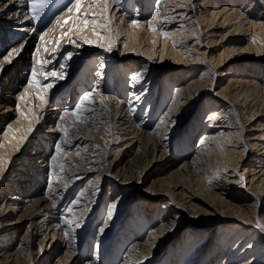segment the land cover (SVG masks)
Listing matches in <instances>:
<instances>
[{
    "label": "bare ground",
    "instance_id": "bare-ground-1",
    "mask_svg": "<svg viewBox=\"0 0 264 264\" xmlns=\"http://www.w3.org/2000/svg\"><path fill=\"white\" fill-rule=\"evenodd\" d=\"M195 1L82 0L77 10L74 0L46 27L51 3L34 20L29 0H0V75L5 65L22 68L14 102L10 92L0 101V264H264V74H256L264 72V0ZM145 3L155 7L149 19ZM132 4L137 12L128 15ZM122 45L121 57H138L139 67L109 60ZM92 53L99 66L90 85L53 104L60 81ZM161 63L180 69L179 79L162 82L153 74ZM208 95L197 135H182L178 128ZM110 144L123 146L112 150L125 152L115 172L129 190L98 215ZM171 152L185 155L180 165L169 164ZM166 162L144 189L162 208L141 199L140 220L122 225L110 249L136 189ZM115 186L112 179L111 193ZM97 215L102 222L87 233ZM186 230L188 242L165 256Z\"/></svg>",
    "mask_w": 264,
    "mask_h": 264
},
{
    "label": "rangeland",
    "instance_id": "rangeland-1",
    "mask_svg": "<svg viewBox=\"0 0 264 264\" xmlns=\"http://www.w3.org/2000/svg\"><path fill=\"white\" fill-rule=\"evenodd\" d=\"M154 1H156V0H153V2ZM73 2H74V0H54L51 3V5L49 6V10L47 11V12L50 13V16L48 17L46 27L49 26L54 21V18L58 14H60L65 9H67ZM195 2H201V3L204 2L203 4H206L205 0H196ZM256 3H257V1H256ZM57 4H58V7H57V9H55V6ZM133 4H134V1H133ZM133 4L131 6V10L128 12V15H132V14L137 12L135 10V7H133ZM144 6L146 7L145 12L148 13V15L146 17H147V19H149V18L152 17V14L155 11V7L153 5H150V7L148 8L147 7L148 6L147 3H145ZM259 7H261V6H260V2L258 1L255 9L256 10H260ZM259 12H261V11H259ZM206 37L207 36L204 35L203 36V40H205ZM17 40H18V38L14 42L12 41L13 43L11 42V44H14V45L17 44L16 43ZM20 41L21 40H18L17 42H20ZM6 47H10V45H7ZM34 48H35V46L33 45V48L30 51L34 50ZM145 48L146 47H144L143 49L146 50ZM4 49H3V51L5 52L6 50H4ZM136 49H137V46L134 45V47L132 46V49H129V50L135 51ZM68 50H69L68 48L65 49V51H68ZM122 51H123V45L116 47L115 48V54H117V55H115L116 59H115L114 56L111 55V56H109V58H110L109 60H115L114 63H116V66H122L124 69H126V68L129 69V68H131V67H133L135 65L137 67L140 66V59L138 57H136L134 60H132L128 55H126L124 57L123 56L121 57ZM64 54H65V52L61 53L60 60H61V58L63 57ZM6 66L7 65L4 66V69H3L4 72L0 75V101L7 100L8 99L7 94L10 92L11 97H9V101L13 100V102H14V97H12V96L16 95L20 91V89H18V85L19 84L17 85V88L15 87L16 84H17V78L19 76H21L19 74L18 70L19 69L21 70L22 68L20 67V65L19 66H15L14 69L7 68ZM98 66H99V63H98V58H97V54L96 53H92V54H89L88 56L84 57L80 62L77 63V65L74 68H72L71 73L68 75V77L65 78L64 80L60 81V85L57 87V90H55L53 92V94H54L53 97L54 98H53V100L50 99V101H53V104H55L57 102L62 101V98H63L64 103L66 105L67 101H69L68 98H70L69 97L70 95H73V94H76V93L77 94L81 93L83 91V89H81V88L84 85H88V84L90 85L91 80L89 79V77H94V72L98 69ZM122 67H120V68H122ZM156 70L158 71L156 74H159L160 79L162 80V82L164 80L165 82L166 81H171V83H174L176 80L179 79V74H180L179 72H181L180 69H177V68L173 69V68L166 67V65H163V63L155 65L153 74L156 72ZM260 73L264 74V72H261L259 69H257V73L256 74H260ZM183 74H185V75L180 77V78H184L185 77L183 80H185L186 78H188L189 75H191V73L186 71V69L184 70ZM109 76H112V75H109ZM112 79H113V77H109V80L107 82V84L110 87H113ZM126 79H127V77H124V76H122L121 79H120V82L122 83L121 89H122L123 92H126V87L128 86V83H129ZM12 84H13V87H12ZM172 87H173V84L170 86V89ZM207 97H210V96L209 95L206 96L204 98L206 100L201 101V105L198 107V109H194V111H191V114L188 115V117L186 118L187 122L183 123L178 128L179 132H181L182 135H191V136H188L191 139L194 136L197 135V131L193 130V127H194L193 124H195V121H197V119L201 116L204 108H206V104L208 103V101L211 100V97L210 98H207ZM76 101L77 100H75V103H76ZM3 102H5V101H3ZM3 102H1V103H3ZM7 104L10 107H12V108L15 107V105L12 104V102H9ZM146 105H147V103H145L144 106H146ZM50 107L51 106H48L47 109H49ZM143 113L144 112H142V115H143ZM204 118L205 117H202L201 119L204 120ZM154 123H156V120H154ZM197 142H198V137H196L195 140H193L192 147H194V144L196 145ZM46 143L48 145L50 144L48 142H46ZM110 146H111V150L109 151V153H108V155L106 157L107 158L106 159L107 160L106 161L107 162V167H108V170H109V177H107V179L105 181V185H104L103 191H102L101 196H100L101 208L97 210V214L98 215H100V214H102V213H104L106 211L107 202H108L109 198L117 197L121 192L129 190V187H127V186L126 187L120 186V184H119L120 175L118 176L116 174L117 172H115V170H117L119 167H121V166H123L125 164L126 160H124V158H123L125 152H122V155H121V153L118 154V156L116 157V153L118 151H116V153H115V151L112 150V149L113 148L114 149L115 148L121 149L123 146L122 145L118 146L117 144L116 145L110 144ZM131 155L132 154H129L128 157H130ZM169 156L171 157V158H169L167 160L169 162V164H172V161H174V160H178V162L175 163L174 166L180 165L183 162L184 158H185V155L180 154V153L176 154V155H173L172 152H171L169 154ZM120 159H122V160H120ZM170 159H172V161H170ZM108 162H110V163H108ZM168 162H166L164 164L157 163L156 166L152 169V174L145 181H142V184L140 186H138V188L136 189V191L134 193L135 194L134 195V199L131 198L132 203H131L130 209L125 211V212H123L121 217L118 219L117 225H119L120 228L119 229L116 228L114 230V233H113V237L114 238L110 239V241L108 243V245H111V246H109L110 249L115 244H118L120 242V240H121L120 237L122 236V232H123L122 231V225L123 226L127 225L130 222H134V220L135 221L138 220V219L140 220V218L138 216L141 215L140 211L141 210L143 211V207H142L143 203H142L141 199L145 200L146 202H149V203H144V205L148 206L151 211H152V209L156 210L158 208L157 207L158 205H159V208H162L161 206L164 204L165 201L156 204L155 207H152V205L155 204V203H152L153 202V200H152L153 198H151V196L148 195L149 193L147 194L144 191V189L151 183L152 179H154V177L156 176V174L160 170H165V169H167L168 166H170L169 164L167 165ZM154 171H156L155 175L153 173ZM11 172H12V169H11ZM112 179L115 180V182H116V186H115V189H113V193H111V188H110V183H111ZM80 184L81 183H78L77 185H75L73 187L72 195L69 196L70 198L72 196L74 197L76 195V192H77V190L79 188L78 186ZM83 184H84V182H83ZM130 187H132V186H130ZM98 215H97L98 221H96V217H95V225L89 227L88 228L89 230H88L87 233H90V232H92L94 230L96 231L98 229V227H99V225H100V223L102 222V219H103V216L98 217ZM92 227H93V229H92ZM26 228H27V224L21 230V233L25 232ZM186 232H187V230L183 231L179 237L176 236L171 241H169L170 243H169L168 246H164L165 248L163 249V251H164V255L165 256L169 254L170 247H175V249H177L178 247H180L184 243L188 242L187 239H185ZM218 233H219V231H215L211 235L209 243L214 242V240L218 236ZM131 236L135 238V235L132 234ZM89 245H91V244H88V243L84 244L83 243V245H82V249L85 250L86 253H88L87 246H89ZM38 248H39L38 245L35 246V252L38 251ZM124 250H125V247L122 248L121 254H123ZM107 256H109V254H107ZM157 256H159V254L156 253L155 257H157ZM79 258H82V257L80 256ZM154 264H156V263H154Z\"/></svg>",
    "mask_w": 264,
    "mask_h": 264
},
{
    "label": "snow or ice",
    "instance_id": "snow-or-ice-1",
    "mask_svg": "<svg viewBox=\"0 0 264 264\" xmlns=\"http://www.w3.org/2000/svg\"><path fill=\"white\" fill-rule=\"evenodd\" d=\"M49 3H51V0H29V5H30V9H31L32 19L38 20L40 18L41 13L43 12V9L46 8L49 5ZM81 3H82V0H75V4L73 5V7H75L77 10H79V7L81 6ZM68 10L71 11L72 8H69ZM85 26H87V25H85ZM153 31H155V29H153ZM165 35H167V34H165ZM40 39L41 40L44 39L43 35L40 36ZM89 43H91V42H89ZM22 46L23 45H21V47ZM45 50H47V49H45ZM107 50L110 51L111 48H109ZM12 51L18 53L17 49H12ZM37 51H39V49H37ZM68 55L70 57L72 55V53H69ZM8 62L11 63V60L9 59ZM35 74H36V70L33 69L32 70V75L35 76ZM52 75L55 76L57 74L56 73H52ZM136 78L137 77H133V79H136ZM47 87L50 88V87H52V85L49 84ZM88 100H89V96L86 95L83 98V100H81V105L84 104V101H88ZM72 115H77V113L74 112V113H72ZM63 119H64V116H61L60 120L62 121ZM78 119H79V116H78ZM57 127L59 128V130L62 133H64L65 136H67V129H65L62 125H59V124L57 125ZM61 143H63V141H61ZM55 147H56L57 154H59L61 152V150H62L61 149V144L57 143ZM52 162H53V164H55V162H56V157L55 156L52 157ZM114 207H115V205H113V208ZM262 230H264V229H262ZM65 235H67V234L65 233Z\"/></svg>",
    "mask_w": 264,
    "mask_h": 264
}]
</instances>
